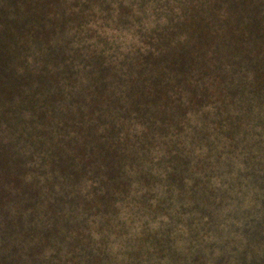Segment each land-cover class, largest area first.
<instances>
[{
  "label": "trees",
  "instance_id": "1",
  "mask_svg": "<svg viewBox=\"0 0 264 264\" xmlns=\"http://www.w3.org/2000/svg\"><path fill=\"white\" fill-rule=\"evenodd\" d=\"M177 237L264 247V0H0V264Z\"/></svg>",
  "mask_w": 264,
  "mask_h": 264
},
{
  "label": "rangeland",
  "instance_id": "2",
  "mask_svg": "<svg viewBox=\"0 0 264 264\" xmlns=\"http://www.w3.org/2000/svg\"><path fill=\"white\" fill-rule=\"evenodd\" d=\"M172 239L174 244L163 248V252H151L154 250L150 248L145 250L142 247L119 249L117 247L119 240H116L112 252L107 251L110 259L105 264H264V247L255 246L245 249L227 246L185 249L180 245L183 240L178 237ZM137 250H139L138 254L133 256ZM147 254L150 255L148 258Z\"/></svg>",
  "mask_w": 264,
  "mask_h": 264
}]
</instances>
